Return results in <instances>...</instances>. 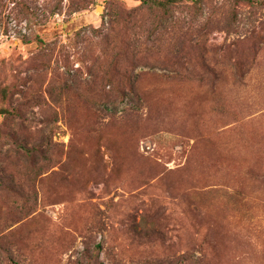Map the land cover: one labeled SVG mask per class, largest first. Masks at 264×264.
<instances>
[{"label":"rangeland","instance_id":"obj_1","mask_svg":"<svg viewBox=\"0 0 264 264\" xmlns=\"http://www.w3.org/2000/svg\"><path fill=\"white\" fill-rule=\"evenodd\" d=\"M0 134V264H264V0H0Z\"/></svg>","mask_w":264,"mask_h":264},{"label":"trees","instance_id":"obj_2","mask_svg":"<svg viewBox=\"0 0 264 264\" xmlns=\"http://www.w3.org/2000/svg\"><path fill=\"white\" fill-rule=\"evenodd\" d=\"M184 1L191 2L194 6H198L199 4L203 3L205 0H144L145 4H150L155 8L163 9L167 11L171 5L180 4ZM244 3H250L252 0H238ZM1 139V134H0Z\"/></svg>","mask_w":264,"mask_h":264}]
</instances>
